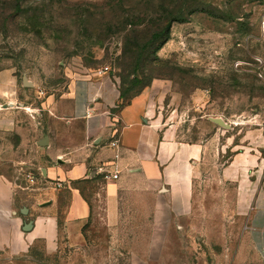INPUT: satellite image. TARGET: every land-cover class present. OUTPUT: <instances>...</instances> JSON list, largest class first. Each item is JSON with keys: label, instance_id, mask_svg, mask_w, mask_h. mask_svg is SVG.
I'll list each match as a JSON object with an SVG mask.
<instances>
[{"label": "rangeland", "instance_id": "rangeland-1", "mask_svg": "<svg viewBox=\"0 0 264 264\" xmlns=\"http://www.w3.org/2000/svg\"><path fill=\"white\" fill-rule=\"evenodd\" d=\"M168 23L172 27L165 40ZM161 33L164 37L158 38ZM133 56L141 59L137 75L145 76L139 90L150 79L165 83L162 117L178 140L212 142L199 190H209L216 200L200 211L215 216L200 220L193 237L197 250H182L186 240L173 234L168 236L171 249L161 254L171 264H233L264 186V0H0V72H13L24 125L30 129L31 122L33 128L38 123L39 133H50L54 143L65 131L62 112L71 104L73 81L92 72L97 83L118 82V91L108 90L105 98L113 102L137 89L131 75L135 69L124 72ZM106 67L108 74L99 75ZM49 102L57 105L53 112ZM81 129L80 124L71 127L72 132ZM19 143L15 133L0 136V174L21 185L31 178L41 184L42 172L32 162L45 154L17 150ZM239 152L260 162L241 189L220 177L222 166ZM99 199L84 229L83 255L65 245L48 257L39 242L25 255L0 251V264H68L85 262V257L101 264H143V255L157 259L155 251L114 249ZM246 254L247 262H258L248 245Z\"/></svg>", "mask_w": 264, "mask_h": 264}, {"label": "crops", "instance_id": "crops-1", "mask_svg": "<svg viewBox=\"0 0 264 264\" xmlns=\"http://www.w3.org/2000/svg\"><path fill=\"white\" fill-rule=\"evenodd\" d=\"M13 78L11 70L0 72V136L15 133L20 139L17 150L43 151L45 157L32 162L42 172L41 184L35 179L21 185L0 174V251L10 257L25 255L42 242L48 257L59 254L65 245L83 255L84 229L100 197L114 249L159 252L157 259L143 255V264H171L161 252L171 249L168 236L173 234L186 240L182 250L198 249V238L193 237L199 234L200 220L215 216L200 211L216 200L209 190H199L202 164L212 142L178 140L174 127L162 117L164 82L153 81L130 103H124L121 95L108 102L107 91L117 92L118 82L100 84L94 73L86 72L72 83L71 104L62 112L65 131L54 143L50 133H39L38 123L33 128L31 122L30 129L24 125L27 120L16 105L20 95L13 89ZM50 103L53 112L57 105ZM116 108L119 111L112 113ZM78 124L82 129L72 132ZM259 165L256 156L239 152L222 166L220 177L224 184L239 183L241 189L242 181L247 182ZM116 173L118 179L113 178ZM28 224L32 229L26 231ZM247 245L258 262H247ZM237 250L233 264H264V186ZM84 259L68 264H101Z\"/></svg>", "mask_w": 264, "mask_h": 264}, {"label": "trees", "instance_id": "trees-1", "mask_svg": "<svg viewBox=\"0 0 264 264\" xmlns=\"http://www.w3.org/2000/svg\"><path fill=\"white\" fill-rule=\"evenodd\" d=\"M175 21H177V20H175ZM171 27H172V23H168L167 24V26H165V37L166 38H164L165 40H167L168 39V37H169V35H170V29H171ZM162 36H163V33H161L159 36H158V38H162ZM164 37V36H163ZM164 40V41H165ZM161 47L162 46H160L159 48H158V50L159 49H161ZM157 61L159 60L158 58L156 59ZM130 64H128V65H124V72H126V71H128V69L129 68H131V69H135V71L134 72H132V74L131 75H133L134 76V84H133V86H135V88H137V87H139L140 86V84H141V78H143V77H145L143 74H139V75H137V72H136V68H138V66H139V64H140V61H141V59L140 58H137L136 56H133V58H130ZM126 67V68H125ZM133 67V68H132ZM129 72V71H128ZM155 79H150L145 85H144V88H146V87H148V86H150L151 85V83L154 81ZM143 91V87H142V89H140L139 90V88H137V89H133V87L131 88V89H128V90H126V93H121V99L123 100V102L124 103H130L131 102V100L135 97V96H137L138 94H140L141 92ZM132 93H134V94H132ZM130 94H132V96H127V95H130Z\"/></svg>", "mask_w": 264, "mask_h": 264}, {"label": "built area", "instance_id": "built-area-1", "mask_svg": "<svg viewBox=\"0 0 264 264\" xmlns=\"http://www.w3.org/2000/svg\"><path fill=\"white\" fill-rule=\"evenodd\" d=\"M108 72H109V68H108V67H106V68H104V69H102V70L100 71V73H102V74H104V73H108ZM113 145H116V143H114ZM113 178H114V179H118V178H119L118 173L114 174V175H113ZM30 180H31V181H34L35 178H31Z\"/></svg>", "mask_w": 264, "mask_h": 264}, {"label": "water", "instance_id": "water-1", "mask_svg": "<svg viewBox=\"0 0 264 264\" xmlns=\"http://www.w3.org/2000/svg\"><path fill=\"white\" fill-rule=\"evenodd\" d=\"M214 122H216V124H220V125H223V126L226 125V124H224V122L222 120H214ZM30 229H32V226L30 224H28L27 227H26V231H29Z\"/></svg>", "mask_w": 264, "mask_h": 264}]
</instances>
